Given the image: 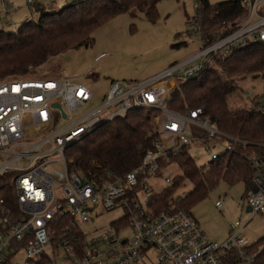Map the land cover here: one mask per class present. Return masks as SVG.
Returning <instances> with one entry per match:
<instances>
[{
	"label": "built area",
	"instance_id": "obj_1",
	"mask_svg": "<svg viewBox=\"0 0 264 264\" xmlns=\"http://www.w3.org/2000/svg\"><path fill=\"white\" fill-rule=\"evenodd\" d=\"M1 1L6 7L8 0ZM27 3L35 6L38 0ZM243 3L245 13L235 28L212 37L203 35L195 15L190 24L200 39L198 49L144 80L113 82L98 106L75 118L95 98L75 78L0 81V264H264L243 234L253 216L232 221L225 240H211L181 206L185 196L173 195L158 209V195L169 185L154 190L157 179L173 183L165 175L168 165L178 164L173 158L189 152L195 142L211 159L234 151L236 143L247 147V141L219 128L203 107L186 113L169 107L180 83L210 68L219 70V60L264 41V0ZM260 83L262 88L246 92V97L249 108L264 114ZM140 108L152 112L153 141L138 166L99 179L70 165L69 146L101 124ZM62 119L70 120L58 124ZM249 161L255 173L247 207L255 215L264 213V157L254 152ZM57 163H63V170L55 168ZM223 198L216 206L223 207ZM115 210L120 213L105 227L95 223Z\"/></svg>",
	"mask_w": 264,
	"mask_h": 264
},
{
	"label": "trees",
	"instance_id": "obj_2",
	"mask_svg": "<svg viewBox=\"0 0 264 264\" xmlns=\"http://www.w3.org/2000/svg\"><path fill=\"white\" fill-rule=\"evenodd\" d=\"M160 1L77 0L51 12L38 0V4L32 6L40 12L38 20L28 18L16 29H0V81L38 73L41 66L67 49L92 42L94 31L120 14L136 17L141 13L155 22L160 15ZM9 6L10 9L17 7ZM244 13L243 0L216 3L198 0L195 15L203 35L212 37L214 33L233 30ZM217 67L222 71L210 68L180 83L169 107L183 113L203 107L219 128L247 141V147L236 143L234 151L211 159L208 165L197 164L188 151L174 157L173 161L181 166L183 173L177 174L173 183L159 193L158 209L169 204L175 190L185 181L193 185L181 203L189 211L222 180L230 185L244 182L247 193L253 187L255 168L249 156L255 152L264 157V114L248 106L231 105L230 96L238 87V80L250 74L252 79L259 78L264 86V41L234 52L225 61L219 60ZM151 114L144 108L134 109L101 124L66 149L67 160L89 177L105 179L110 174H125L138 166L152 147ZM250 251L257 252L258 259L264 262V236L251 243Z\"/></svg>",
	"mask_w": 264,
	"mask_h": 264
},
{
	"label": "rangeland",
	"instance_id": "obj_3",
	"mask_svg": "<svg viewBox=\"0 0 264 264\" xmlns=\"http://www.w3.org/2000/svg\"><path fill=\"white\" fill-rule=\"evenodd\" d=\"M220 1L224 0H210L212 3ZM11 2L21 5L19 9H23V12L16 14L17 19L13 18L16 23L13 29L23 21L20 17L28 7L33 8L29 17L39 19L40 12L29 6L27 0H10V5ZM45 2L48 3L45 8L51 12L60 10L67 3L66 0ZM197 5L198 0H161L158 4L160 15L155 22L148 20L141 13L136 17L129 13L120 14L94 31L92 42L67 49L41 66L38 73L26 76H67L89 86L95 98L76 111L73 117L83 115L104 100V95L113 82L144 80L198 49L200 39L195 37L196 33L190 24L196 14ZM6 10L10 11V6L5 8L0 0V15ZM252 77L250 74L238 80V87L230 96L231 105L250 106L246 92L254 93L262 88L260 79ZM69 120L62 119L58 124ZM28 122L30 119L26 121ZM214 150L222 152L223 148L214 147ZM189 153L199 165H208L211 160L204 146L197 142L189 147ZM55 168L63 170L64 165L57 163ZM166 171L165 175L173 178L183 173L181 166L175 163L169 164ZM168 185L170 184H167L164 178L157 179L154 190L161 191ZM192 188V183L185 181L173 195L185 196ZM222 196L224 205L220 208L216 206V201ZM247 205L246 184L239 182L230 185L222 180L209 190L203 200L192 206L191 213L208 238L215 241H223L228 237L232 221L246 222L253 216L244 227L243 234L248 243H254L264 236V213L252 215L246 211ZM119 213L120 210L107 212L98 217L95 223L105 227L108 221Z\"/></svg>",
	"mask_w": 264,
	"mask_h": 264
},
{
	"label": "crops",
	"instance_id": "obj_4",
	"mask_svg": "<svg viewBox=\"0 0 264 264\" xmlns=\"http://www.w3.org/2000/svg\"><path fill=\"white\" fill-rule=\"evenodd\" d=\"M8 2H10V0H8ZM46 4H48L47 2H45V0H41V5L43 6H46ZM10 5V3L8 4V6ZM17 6L16 8H12L10 11L6 10L5 13L3 15H0V29L4 28V29H13L14 27L11 25L12 23H15L13 22V18L17 19L16 17V14L17 13H20V12H23V9H19L21 8V5L17 4V3H13L11 2V6ZM40 5V6H41ZM33 10V8L31 7H28L26 8V11H24V14L22 17L20 18H23V20H26L28 18H30V14H31V11ZM12 12H13V15H12ZM16 24V23H15Z\"/></svg>",
	"mask_w": 264,
	"mask_h": 264
},
{
	"label": "water",
	"instance_id": "obj_5",
	"mask_svg": "<svg viewBox=\"0 0 264 264\" xmlns=\"http://www.w3.org/2000/svg\"><path fill=\"white\" fill-rule=\"evenodd\" d=\"M54 106L60 107V104L59 103H55ZM63 114L65 115V112ZM246 211L247 212H250L251 211V208L250 207H247Z\"/></svg>",
	"mask_w": 264,
	"mask_h": 264
}]
</instances>
